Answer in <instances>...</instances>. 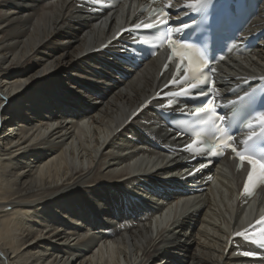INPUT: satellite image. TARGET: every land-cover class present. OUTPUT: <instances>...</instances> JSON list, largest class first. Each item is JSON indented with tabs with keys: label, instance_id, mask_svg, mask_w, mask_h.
Listing matches in <instances>:
<instances>
[{
	"label": "bare ground",
	"instance_id": "1",
	"mask_svg": "<svg viewBox=\"0 0 264 264\" xmlns=\"http://www.w3.org/2000/svg\"><path fill=\"white\" fill-rule=\"evenodd\" d=\"M84 1L0 0V264H244L227 241L256 218L264 189L243 202L224 159L206 193L169 192L186 170L181 145L152 113L131 121L164 84L162 60L113 83L111 55L89 52L134 15L95 19ZM223 71L264 74V45Z\"/></svg>",
	"mask_w": 264,
	"mask_h": 264
},
{
	"label": "snow or ice",
	"instance_id": "2",
	"mask_svg": "<svg viewBox=\"0 0 264 264\" xmlns=\"http://www.w3.org/2000/svg\"><path fill=\"white\" fill-rule=\"evenodd\" d=\"M91 2L93 4H102L104 0H91ZM208 2L210 0H186V6L196 11L204 7ZM157 12L163 13V9H157L149 13V19L152 22L144 21L135 23L132 29H159L165 21L161 18L157 22ZM184 27H187V25H184ZM176 31L180 30L177 29ZM141 39L143 40L144 38L141 37ZM157 39L161 42V45L166 43L170 49L171 55L168 57L169 61H179L176 63L177 75L168 83L179 86L180 91L163 93L164 98L167 99V103L159 104L160 109L164 110L171 107L175 97L188 96L193 90L200 96L211 95V87L214 86V82H212L207 92L201 86L209 85L210 82L207 73H215L216 69L211 67L208 58L203 54L202 50L192 44L173 39V29L171 28L160 32ZM145 42L150 41L145 40ZM122 51L126 52V50ZM154 54V52L151 53V55ZM123 58L131 60L135 58V54L126 55ZM169 66L165 65V68L167 69ZM260 80L264 81V77H260ZM251 90L255 91L254 88ZM248 94L245 91L241 95L234 97V99H241L242 96ZM157 95L159 96L161 93H157ZM226 103H232V100H227ZM223 104L225 103L213 107H208L207 105L197 107L189 114L193 118L194 123L187 128V131L193 133V139L191 143L185 146V150L218 158L230 152L238 161V170H243L245 165L248 167L241 190L242 196H248L257 187L264 186V156L257 154L249 147L250 142L254 138L264 136V113H260L250 120L247 124L248 131L242 137L238 138L229 134L224 127L223 121L225 117L218 111V107ZM143 107L142 105L141 110ZM163 226L161 225V227ZM235 237H240L245 242L255 243L259 246V249L264 250V215L250 224L247 229L235 233L233 239ZM241 254L247 257H254L261 255V252L242 251Z\"/></svg>",
	"mask_w": 264,
	"mask_h": 264
},
{
	"label": "rangeland",
	"instance_id": "3",
	"mask_svg": "<svg viewBox=\"0 0 264 264\" xmlns=\"http://www.w3.org/2000/svg\"><path fill=\"white\" fill-rule=\"evenodd\" d=\"M0 133H1V131H0Z\"/></svg>",
	"mask_w": 264,
	"mask_h": 264
}]
</instances>
